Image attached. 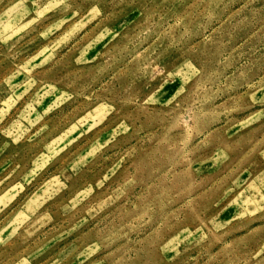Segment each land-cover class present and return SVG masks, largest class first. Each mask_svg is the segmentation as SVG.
Instances as JSON below:
<instances>
[{
  "label": "rangeland",
  "instance_id": "1",
  "mask_svg": "<svg viewBox=\"0 0 264 264\" xmlns=\"http://www.w3.org/2000/svg\"><path fill=\"white\" fill-rule=\"evenodd\" d=\"M0 264H264V0H0Z\"/></svg>",
  "mask_w": 264,
  "mask_h": 264
}]
</instances>
